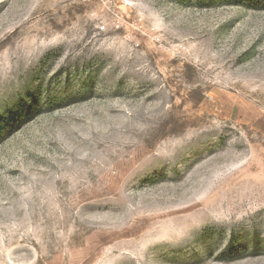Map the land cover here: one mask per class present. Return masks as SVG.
<instances>
[{"label":"rangeland","instance_id":"1","mask_svg":"<svg viewBox=\"0 0 264 264\" xmlns=\"http://www.w3.org/2000/svg\"><path fill=\"white\" fill-rule=\"evenodd\" d=\"M0 264H264V1L0 0Z\"/></svg>","mask_w":264,"mask_h":264},{"label":"trees","instance_id":"2","mask_svg":"<svg viewBox=\"0 0 264 264\" xmlns=\"http://www.w3.org/2000/svg\"><path fill=\"white\" fill-rule=\"evenodd\" d=\"M263 1H264V0H263ZM24 127H25V122L18 123V124L14 127L12 133L15 132V131L21 130V129L24 128Z\"/></svg>","mask_w":264,"mask_h":264}]
</instances>
